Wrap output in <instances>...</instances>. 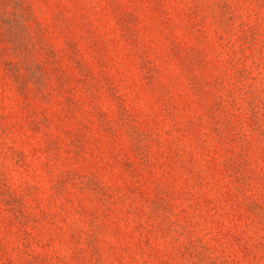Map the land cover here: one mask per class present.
I'll list each match as a JSON object with an SVG mask.
<instances>
[{
    "label": "rangeland",
    "instance_id": "1",
    "mask_svg": "<svg viewBox=\"0 0 264 264\" xmlns=\"http://www.w3.org/2000/svg\"><path fill=\"white\" fill-rule=\"evenodd\" d=\"M0 264H264V0H0Z\"/></svg>",
    "mask_w": 264,
    "mask_h": 264
}]
</instances>
